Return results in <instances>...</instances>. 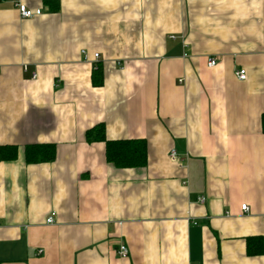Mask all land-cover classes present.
I'll list each match as a JSON object with an SVG mask.
<instances>
[{"label": "crops", "instance_id": "1", "mask_svg": "<svg viewBox=\"0 0 264 264\" xmlns=\"http://www.w3.org/2000/svg\"><path fill=\"white\" fill-rule=\"evenodd\" d=\"M20 1L42 15L0 0V264H264V0ZM99 124L148 165L109 163Z\"/></svg>", "mask_w": 264, "mask_h": 264}, {"label": "trees", "instance_id": "2", "mask_svg": "<svg viewBox=\"0 0 264 264\" xmlns=\"http://www.w3.org/2000/svg\"><path fill=\"white\" fill-rule=\"evenodd\" d=\"M60 4L57 2L54 11L57 12ZM92 84L104 86V70L98 65L92 74ZM88 143L102 142L106 144V158L117 169H136L148 165L149 144L146 140H109L103 124L96 125L87 132ZM19 147L3 145L0 147V160L13 161L18 157ZM57 146L54 144H32L25 147L24 159L29 165L54 161ZM247 254L256 257L264 254V239L259 236L247 238Z\"/></svg>", "mask_w": 264, "mask_h": 264}, {"label": "built area", "instance_id": "3", "mask_svg": "<svg viewBox=\"0 0 264 264\" xmlns=\"http://www.w3.org/2000/svg\"><path fill=\"white\" fill-rule=\"evenodd\" d=\"M200 1H204V0H200ZM16 6L19 9V13L21 14V17L23 19H28V18H33L36 16H41L42 15V11L41 10H31L30 8H28L25 4H23L20 0L16 2ZM83 54H85V52H82ZM95 59L98 60L100 58L99 54H94ZM216 59L215 58H209L207 61V66L210 68H214L216 66ZM26 70V68H25ZM236 76L239 80L244 81L247 78V71L245 69H239L236 71ZM37 75L34 74V78H36ZM170 156L172 157L173 160L177 161L179 160V156L177 154L176 151H172L170 153ZM199 202L200 203H205L206 199H204V197L199 198ZM249 208L247 206V204L242 205V211L244 212H248ZM56 212H51L49 217L47 218L46 224H54L56 222ZM119 249L117 250V255L121 258L124 259L128 256L129 254V250L128 247L124 244L119 245ZM42 251H40L41 253Z\"/></svg>", "mask_w": 264, "mask_h": 264}]
</instances>
